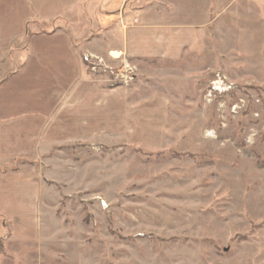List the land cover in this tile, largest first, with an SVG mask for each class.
<instances>
[{"label": "rangeland", "instance_id": "1", "mask_svg": "<svg viewBox=\"0 0 264 264\" xmlns=\"http://www.w3.org/2000/svg\"><path fill=\"white\" fill-rule=\"evenodd\" d=\"M238 40L214 61L144 74L109 59L112 72H92L84 55L106 87H122L128 65L123 86L168 99L161 138L78 140L0 164L10 191L29 187L28 204L0 209V264H264V54Z\"/></svg>", "mask_w": 264, "mask_h": 264}, {"label": "crops", "instance_id": "2", "mask_svg": "<svg viewBox=\"0 0 264 264\" xmlns=\"http://www.w3.org/2000/svg\"><path fill=\"white\" fill-rule=\"evenodd\" d=\"M239 36L264 54V0H0V164L78 140L161 138L168 99L106 87L84 55L144 74L185 56L214 61ZM17 189L0 182L4 214L28 204L29 187Z\"/></svg>", "mask_w": 264, "mask_h": 264}, {"label": "built area", "instance_id": "3", "mask_svg": "<svg viewBox=\"0 0 264 264\" xmlns=\"http://www.w3.org/2000/svg\"><path fill=\"white\" fill-rule=\"evenodd\" d=\"M134 24H136V21H134ZM85 58V61L87 62L88 60H94L93 58V56H90V55H88V56H86V57H84ZM96 61L95 62H93V63H90V67H89V69L92 71V72H94L96 69H99L100 67H103L104 69H103V71H106V70H108L109 68H107V67H109V66H107L106 64H105V62L102 60V59H95ZM106 68V69H105ZM124 69H125V73L126 74H121V75H118L117 74V76H116V78H119L120 79V81H118V83L119 84H121L122 86L123 85H128L129 84V82L131 81V78H130V75H127V73L128 74H132L133 73V70L128 66V65H125L124 66ZM108 71H110V72H112V70H108Z\"/></svg>", "mask_w": 264, "mask_h": 264}]
</instances>
